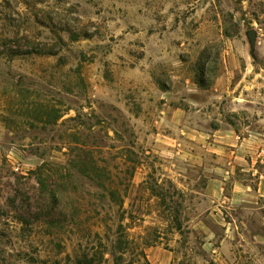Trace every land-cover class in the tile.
<instances>
[{"label":"rangeland","instance_id":"obj_1","mask_svg":"<svg viewBox=\"0 0 264 264\" xmlns=\"http://www.w3.org/2000/svg\"><path fill=\"white\" fill-rule=\"evenodd\" d=\"M254 170L264 0H0V264H264Z\"/></svg>","mask_w":264,"mask_h":264},{"label":"crops","instance_id":"obj_2","mask_svg":"<svg viewBox=\"0 0 264 264\" xmlns=\"http://www.w3.org/2000/svg\"><path fill=\"white\" fill-rule=\"evenodd\" d=\"M254 173H258L257 170H254ZM259 174L258 177V183H257V187L255 190H250L249 187L243 188L241 186L238 188H235V190L233 191V197L231 199V201L233 203H235L236 205L233 206V209L236 210L237 214H239L238 212H242L245 213V217H246V235L247 238L245 239V242H239L238 241V237H239V232L238 229L242 230L241 226H244V222L240 221L238 218L239 217H234L231 220V223L229 224L231 226V230L232 232L235 234V239H236V243H241V245L245 248L247 247H255L257 248V250H260V254L264 256V231H262V233L259 232H254L251 233L250 230V225H249V221L250 219H258V223L261 225L262 230H264V205H256L255 204H242L245 203L243 196L246 194V196L249 197H253L255 199H264V174ZM254 175V174H253ZM238 201H240L241 203L238 204ZM251 214V216H250ZM241 216V215H240ZM233 223V224H232ZM240 224V225H239ZM249 237V239H248ZM250 237L252 239H250Z\"/></svg>","mask_w":264,"mask_h":264},{"label":"trees","instance_id":"obj_3","mask_svg":"<svg viewBox=\"0 0 264 264\" xmlns=\"http://www.w3.org/2000/svg\"><path fill=\"white\" fill-rule=\"evenodd\" d=\"M88 157H89L88 154H84L83 156H78V159H77L78 163H81L82 165H85L86 162L89 161ZM74 158L76 159L77 157L75 156ZM91 165H92L91 172L94 174V178L93 179L95 181L99 182V183L97 182L96 186L99 187V188L105 189L104 184L101 183L102 181H104V179H102V177H101V173L104 172V170L103 169H99L97 163H95V162H91ZM50 197H51L52 201L57 199L56 198L57 196L54 193H50ZM109 199L111 201H115V199H116L117 202H114V203H116V206H118V207H120L121 204H122L121 197L118 195V193L116 191L109 192ZM177 230L180 231L179 224L177 225ZM124 246H125V242L122 239V236L119 235V238L115 242V249L118 251L119 254H123L124 251H125ZM82 259L83 260L78 261V264H93L94 263V259H92V258L88 259L87 256H83ZM121 261H122L121 256H117V257L114 256L113 257V262H114L113 264H121Z\"/></svg>","mask_w":264,"mask_h":264},{"label":"water","instance_id":"obj_4","mask_svg":"<svg viewBox=\"0 0 264 264\" xmlns=\"http://www.w3.org/2000/svg\"><path fill=\"white\" fill-rule=\"evenodd\" d=\"M256 33L253 30H250L249 32H247L246 34V38L249 44V54L251 57H253L254 52H255V43H256Z\"/></svg>","mask_w":264,"mask_h":264}]
</instances>
